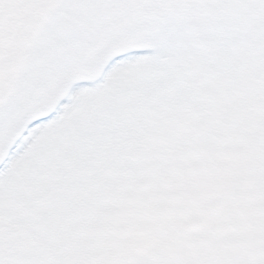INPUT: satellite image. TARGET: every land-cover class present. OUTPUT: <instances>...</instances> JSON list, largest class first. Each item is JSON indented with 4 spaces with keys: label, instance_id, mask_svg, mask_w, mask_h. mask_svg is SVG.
Wrapping results in <instances>:
<instances>
[{
    "label": "rangeland",
    "instance_id": "374dc122",
    "mask_svg": "<svg viewBox=\"0 0 264 264\" xmlns=\"http://www.w3.org/2000/svg\"><path fill=\"white\" fill-rule=\"evenodd\" d=\"M134 53L152 61L123 84L126 122L148 129L133 187L107 188V207L69 230L35 196L73 172L77 130L100 108L80 99L15 155L29 178L0 264H264V0H0V164L63 92Z\"/></svg>",
    "mask_w": 264,
    "mask_h": 264
},
{
    "label": "bare ground",
    "instance_id": "6f19581e",
    "mask_svg": "<svg viewBox=\"0 0 264 264\" xmlns=\"http://www.w3.org/2000/svg\"><path fill=\"white\" fill-rule=\"evenodd\" d=\"M151 57L150 54L138 53L125 56L113 62L100 79L87 85H76L70 92H63L62 104L57 111L48 120L34 125L18 140L10 156L4 158L0 166V260L12 262L15 252L13 250L20 236H15L16 233L7 222L6 214L15 201L14 197L26 190L25 184L29 178L23 164L15 155L23 148L24 140L33 129H39L38 138L41 134H47L49 124L72 114L80 99L86 96L98 99L100 108L77 130L73 154L69 155V167L73 172L58 185H53L50 191L39 188L35 196L40 199L44 197L49 202L55 201L57 204L52 205L47 213L60 215L64 227L69 230L75 214L88 217L93 208L107 207V188L124 190L133 187V180L139 171V157L146 151L142 131L146 132L148 129L146 125L141 128L137 117L129 124L126 122L123 114L126 91L123 84L128 72L149 68ZM152 144L150 140V145ZM7 186H12L8 192L10 195L1 199ZM24 198L27 200L29 197L26 195ZM61 199H64L66 204L58 207ZM57 237L49 241L48 246L53 245ZM249 238V234L243 232L241 239L248 241Z\"/></svg>",
    "mask_w": 264,
    "mask_h": 264
}]
</instances>
